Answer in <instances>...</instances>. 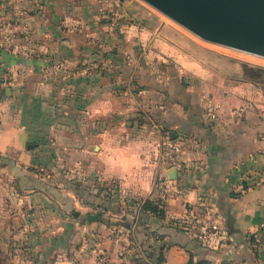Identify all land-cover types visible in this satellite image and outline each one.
<instances>
[{"label":"crops","instance_id":"crops-1","mask_svg":"<svg viewBox=\"0 0 264 264\" xmlns=\"http://www.w3.org/2000/svg\"><path fill=\"white\" fill-rule=\"evenodd\" d=\"M22 2L16 10L29 15L0 33V187L16 193L7 210L0 188V214L2 237L34 254L26 264H46L48 255L49 264H93L100 252L107 264H187L190 254L200 264H264V79L244 77L138 0L124 3L113 34L104 32L108 0ZM94 37L113 43L105 70L89 47ZM8 39L16 50L3 45ZM166 133L184 151L175 177L169 168L161 183L156 148ZM146 198L160 199L163 216L142 211L135 225ZM200 201L220 227L208 243L179 222ZM88 203L114 221L87 220ZM59 205L82 221L53 225ZM11 209L22 226L7 234Z\"/></svg>","mask_w":264,"mask_h":264},{"label":"rangeland","instance_id":"rangeland-1","mask_svg":"<svg viewBox=\"0 0 264 264\" xmlns=\"http://www.w3.org/2000/svg\"><path fill=\"white\" fill-rule=\"evenodd\" d=\"M127 1H130V0H108V2H106V5L108 6V3H109V6L111 8H113V11L115 9H118V11L120 13H122L121 11L127 12L123 6L124 3L126 4ZM138 1L144 2L145 4H148L144 0H138ZM102 2H104V1H102ZM0 3H3L5 5H7V3H9V5H7L8 10H5V11L1 10L0 11V33L4 29V34L10 35L13 32V29H10L8 31V27H9L8 25H12L13 22L17 23L18 20L22 21L23 17L29 15V10H26L23 6H20L21 7L20 11L16 10L17 8L14 4H16L18 6V5L23 3L22 0L20 3L18 1H13V0H0ZM148 5L151 6L152 8H154L152 5H150V4H148ZM154 9H156V8H154ZM113 11L105 13L106 15H105V26H104L105 31L104 32H107L109 34H113L115 32L114 28H115V25L117 24V16H119V15H115V20H114L115 22H114V26H113L114 28H112V29L108 28L110 26V23H109L110 20L112 19V17H114V13H112ZM128 14L131 15L130 13H128ZM161 14H163V13L161 12ZM163 16H165V18L172 20L170 17L166 16L165 14H163ZM133 19H127V20L132 21ZM102 20H104V19L102 18ZM172 21L175 22L174 20H172ZM176 24H178V23L176 22ZM178 26H180L179 28L184 34L190 36V38H193L196 41V43L199 44L205 50L220 54L224 57H227L231 61L235 62L236 66L240 67L241 70L243 71L244 77L250 78V79H256V80L264 79V57L263 56H259L256 54H252L249 52L241 51V50L234 49V48H231V47H228L225 45H221L218 43H214L211 41L204 40V39L200 38L199 36L195 35L194 33H192L191 31H189L188 29H186L185 27H183L182 25L178 24ZM24 30H27V29H22V35L27 34V32ZM0 42H2V41L0 40ZM112 44L113 43H110V42L108 44H106L103 40H100L99 37H94L93 40L90 41V43H89L90 49H92L94 52L99 53L98 55H100L101 59H99L100 64L98 63V66H99V68H101L103 70L108 68V64L106 62L107 57L105 56L104 53H106V51L111 49L110 46H112ZM3 45L8 47L9 50H11V51L13 49L16 50V48H17L16 43H14V44L11 43V41L9 39L6 40V43ZM28 45L29 44L26 41L21 46L23 48L24 46H28ZM3 73L6 75L8 74L5 72H3ZM2 179H3V176L0 173V181ZM87 185H88V188H85L86 193L88 192L86 194V197L90 198V195L93 192L92 187H91L92 182H90L88 180V183H86V186ZM4 186L6 189H4L3 187H0V188L2 190H5V194H6L5 205L8 206V208H6V209L8 210L9 207H12V209L14 210V207H13L14 198L11 199V197H12L11 195H13V194L16 195V193L13 192V190L10 188V185L8 186L5 183ZM110 186H111L110 183L107 185L106 184L103 185V188H102L103 190H101V192L104 194H107V192H110V190H111ZM9 195H10V197H9ZM59 207H60L59 208L60 209L59 214H58L59 218H57V219L53 218V223H52L53 225H62L63 224V226H64V220L65 219H74V220L79 219V222L82 221L81 218H79V216H75V214H71V211L69 210V208H67V209L64 208V205L63 206L59 205ZM87 207L92 212L98 213L99 214L98 218L100 220H102L104 223L110 224L111 222L114 221V219L111 218V217H113L112 214H103V213H106L107 210H102V208H104V207H102L101 205H98V204L94 205V203H88ZM12 209H11L10 214H6V218L8 217V221H9V225H10L9 229H8V226L6 227L7 228L6 229L7 234L10 231L12 232L13 230L16 232L18 230L17 228H20L22 226V224L21 225L19 224L20 219L18 218V216H20V215L17 216V214H12ZM17 218L19 219L18 222H17V220H18ZM3 220H4V218L2 217V214H0V239L4 238V240L0 242L1 257H2L1 264H26L27 259H29V260L34 259V254L26 245H24V244L22 245L21 243H18V240L17 241L14 240L11 235H9V237H4V236L2 237L1 232L3 230L2 227H4L2 225V222L4 223ZM8 221L6 220L7 223H8ZM84 221L86 222L87 220H85V218H84ZM26 222H24L23 227H25V229L27 228V230H30L28 224L27 225L25 224ZM41 227L43 230L44 223L41 224ZM69 228L71 230L70 234H72L73 236L77 235L76 231H73L71 227H69ZM58 230H61V228L60 229L54 228V232L58 231ZM77 241L78 240L76 237V240L75 239L72 240V245H76ZM51 258H54V257L53 256L51 257L48 255L45 263L49 264V260ZM51 262H53V259L51 260Z\"/></svg>","mask_w":264,"mask_h":264},{"label":"water","instance_id":"water-1","mask_svg":"<svg viewBox=\"0 0 264 264\" xmlns=\"http://www.w3.org/2000/svg\"><path fill=\"white\" fill-rule=\"evenodd\" d=\"M144 1L204 40L264 57V0Z\"/></svg>","mask_w":264,"mask_h":264},{"label":"built area","instance_id":"built-area-1","mask_svg":"<svg viewBox=\"0 0 264 264\" xmlns=\"http://www.w3.org/2000/svg\"><path fill=\"white\" fill-rule=\"evenodd\" d=\"M114 17L110 20L108 28H114L115 15L119 13L118 9L113 11ZM132 62V56H128ZM10 81L9 76L2 78L1 85H6ZM208 113L215 115V106L207 104ZM245 107H239L235 110L236 113H241ZM184 151V141L177 137H173L170 133H166L158 142L156 148V158L165 167V172L157 175L158 181L161 183L168 182L169 176L166 170L174 167L175 169L182 166V155ZM177 193L181 190L176 187ZM184 219L195 227L196 237L203 243H208L211 236H214L220 229L218 218L210 213V208L206 203L200 201L195 207L189 208ZM109 261L108 254L100 252L94 260L93 264H107Z\"/></svg>","mask_w":264,"mask_h":264},{"label":"trees","instance_id":"trees-1","mask_svg":"<svg viewBox=\"0 0 264 264\" xmlns=\"http://www.w3.org/2000/svg\"><path fill=\"white\" fill-rule=\"evenodd\" d=\"M40 183L43 184V180L40 179ZM136 209H137L136 212L138 214H134L133 218H132L135 225L139 222V219L141 217L140 213L142 211H150V212L156 213L157 215L163 216V207L161 206V201L159 198H157V199L146 198L136 206ZM179 222H180V226L183 230L190 231L196 237L195 227H193L185 219L179 220ZM125 224H126V222H125ZM1 261H2V257H1V248H0V264H1ZM202 262H203L202 260L194 261L193 255L190 254V258L188 259L187 264H193V263L200 264Z\"/></svg>","mask_w":264,"mask_h":264}]
</instances>
